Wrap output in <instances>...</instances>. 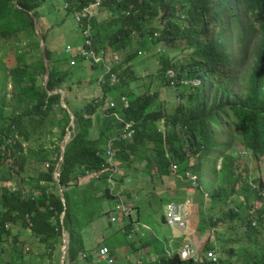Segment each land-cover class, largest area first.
I'll list each match as a JSON object with an SVG mask.
<instances>
[{"label":"trees","instance_id":"1","mask_svg":"<svg viewBox=\"0 0 264 264\" xmlns=\"http://www.w3.org/2000/svg\"><path fill=\"white\" fill-rule=\"evenodd\" d=\"M44 2L45 0H0V38L21 35L23 31L32 33L38 43L41 34L46 38L42 30L41 34L36 31L35 24L36 18L39 23L43 18L39 8ZM67 2L71 4L70 7H65ZM90 3L91 0H65L62 9L74 15L76 10ZM104 8L119 10L117 17L110 22L118 28L109 36V41L102 39L95 27L97 12ZM146 16H150L151 22L152 18L160 20L161 25L150 28L145 23ZM84 18L83 22L78 23L85 33L86 19L89 17ZM136 32L145 36L144 45L148 42L152 44V41L166 40L172 43L175 40H186L189 49L186 61L177 65L171 59L161 56L160 73L164 75L169 68L179 67V76L185 74L188 77L202 78L206 84L216 86L219 95L210 102L203 90L204 85H200L190 92V100L177 105L172 114L166 115L155 106L161 99L159 87L154 93H149V88L140 92L141 87L137 84L135 93L129 96V106L120 110L115 103L108 110L110 113L118 110L124 113L121 117L136 121L133 139L115 142L116 158L127 160L131 151H134L139 162H146L145 167L150 174L165 176L170 174L172 159L182 169L192 168L201 173V168L204 169L211 162L216 169L218 160L224 155L237 154L238 146L249 156L259 158L264 154V0H105L93 14L89 37L91 46L97 50L107 51V46H111L121 51L129 45ZM85 41L84 35V45L87 46ZM116 50L113 49L114 53ZM45 51L50 65L49 83L47 87L39 88L32 82L26 88L29 99L37 100L38 103L31 104L28 112L13 113L6 123V129L0 131V164L5 157H16L21 146L17 139L20 136L25 139L29 137L33 129L29 126L36 129L50 115L55 116L50 111H62L65 125L70 121L67 109L60 105L61 93L51 94L48 91L49 88L55 89L61 73L52 63L51 51L48 48ZM30 52L33 55L34 52ZM138 52V48L128 52L123 63L114 66L118 82L114 85L104 83V90L121 88L122 84L136 81L135 72L123 68V65L128 61L132 63ZM79 55L82 58L80 53ZM40 61L44 70L46 66L43 52H40ZM248 68L247 78L243 77L247 88L241 97H237L233 95V85ZM163 75L161 85L170 86ZM153 84L156 85V82H151L149 87ZM111 98L114 99L113 96ZM99 105L100 102L92 101L82 107L80 112H74L79 131L66 145L64 160L59 168V181L55 180L51 166L41 171L37 178V195L23 197L18 190L12 192L8 186L0 188V239L3 234L12 232L6 228L10 224H22L31 229L40 241H50L62 236L64 224L70 237L64 264H67V259L74 261L78 258L82 246L78 245L79 241L82 242L78 231L93 223L98 214L105 213L103 204L114 199L109 190L107 172V176L101 174L99 178H93L94 182H91L90 187L84 189L79 186L80 175L105 169L107 140L111 135H117L122 127L114 115L108 116L100 122L101 130L97 140L88 137L95 124L93 116ZM163 117L165 130L157 124ZM111 119L117 123L108 126ZM110 130L112 131L109 132ZM144 146L146 149L137 154ZM56 148L58 152H55V157L50 158L51 163L58 162L61 156L60 146ZM115 178L118 180L117 176ZM61 189L65 200L62 199ZM231 190L233 193L234 190ZM246 191H252L251 197L258 200L264 194V184L261 183L255 190L247 187ZM229 195L226 194L223 199L227 200ZM247 195L249 197L248 193ZM244 203H247V199ZM228 215L231 218L241 216L236 208L231 209ZM252 220L250 218L249 223L252 228H256L252 225ZM208 246V243L205 244V249H211ZM86 254L90 255L89 252ZM149 264L205 262L183 261L176 252L173 256L163 255ZM219 264L232 263L228 258L221 257Z\"/></svg>","mask_w":264,"mask_h":264},{"label":"rangeland","instance_id":"2","mask_svg":"<svg viewBox=\"0 0 264 264\" xmlns=\"http://www.w3.org/2000/svg\"><path fill=\"white\" fill-rule=\"evenodd\" d=\"M64 1L45 0L39 8L43 18L40 19V23L37 20L38 31L41 34L42 30L46 35V38H43L41 34L39 43L28 31H23L21 35L0 38V131L6 129V123L13 113L28 112L31 104L38 103L37 100H30L26 94V88L32 82L39 88L47 87L50 76L47 75L45 60L44 70L40 61V52L42 53L44 48L51 51L52 63L61 73L55 89L49 88L48 91L65 92L60 105L67 109L70 116L69 123L65 125L62 121V111L58 109L50 111V114L55 116L50 115L35 127L36 129L29 126L33 128L29 137L25 139L20 136L17 139L21 146L16 157L14 159L5 157L0 164V188L8 186L12 192L18 190L23 197L39 194L36 188L37 178L41 171L51 166L55 180H60L59 168L64 160V157L61 159L62 145L66 146L79 131L74 112H80L82 107L91 104L92 101L101 103L93 116L95 124L88 133V137L97 140L96 138L100 136V122L108 118L103 109L106 98L113 96L117 108L122 110L124 105L121 96L126 95L129 98L133 92L135 93L137 84L141 87L140 92L149 88V93H154L159 87L161 99L155 106L169 115L174 112L177 105L190 100V92L198 88L184 82L194 77L185 74L179 76L177 73L179 67H172L174 76L167 71L164 75L160 73L161 56L171 59L172 63L177 65H182L186 61L189 53L186 40H175L172 43L166 40L154 43L152 41V44L148 42L144 45L145 36L136 32L130 39L129 45L121 51L111 46L106 48L107 56L113 61V49L117 51L114 53L115 58L120 57L117 64L123 63L128 52L139 49L138 56L133 62L128 61L123 65V68L135 72L136 81L122 84L121 88L104 90L102 85L109 82L110 76H106V82L99 83L98 78L105 71L103 63L93 64L90 60L80 57L79 53L84 45V32L74 15L62 9ZM118 11V8H104L97 12L96 32H100L105 41H109V36L118 28L110 24L112 19L117 17ZM152 20L153 22L150 16H146L145 23L150 28L161 25L160 20L155 18ZM30 51L34 52L33 55ZM47 63L50 68L49 60ZM248 73L249 68L235 81L232 88L233 95L237 97L243 95L244 89L247 88L243 77L247 78ZM162 75L167 82H170V86L161 85ZM172 80H175V87L172 86ZM153 81L156 85L149 87ZM200 85H204L203 90L210 102L215 97L218 98L219 91L216 86L211 83L206 84L204 81ZM117 112L122 116L124 114L118 110ZM116 121L111 119L108 126L115 125ZM157 124L164 129L165 118H160ZM67 138H69L68 142H65ZM56 146H60L61 156L58 162L51 163L50 158L55 157V152H58ZM237 148L239 151L234 156L224 155L219 159L216 169L211 162L204 169L201 168V173L192 168L182 169L172 159L170 174L160 176L150 174L145 167L146 162H139L134 151H131L127 160L117 158L118 171L115 172V176L118 180L114 176L113 184L109 181V172L102 173L106 176L108 174L109 190L114 195V199L108 204L107 202L103 204L105 213L98 214L93 223L78 231L82 238V242L78 243L82 245H79L81 251L76 260L67 259V264H107L98 256L101 246H108L111 249L115 259L114 264H149L166 255L167 251L176 253L191 239L202 249L203 258H205L203 250H206L205 244L208 243V247L215 250L219 256L228 258L232 264H262L264 194L262 198L256 200L251 197L252 191L247 192L246 188L255 190L261 183L264 184V154L256 158L249 156L248 153L244 154L245 150L242 147ZM145 149L146 146L142 147L137 154ZM223 165L225 167H222ZM91 175L85 173L78 177L80 188L90 187L95 179ZM194 175L198 176L196 182L192 180ZM194 185L199 187L192 188ZM231 188L234 190L233 193ZM81 193L84 194L83 191ZM226 194L230 195L224 200ZM246 199L247 203H244ZM169 201L183 203L190 201L191 216L186 234L184 230L170 226L164 220L163 214ZM1 202L0 197V206ZM117 204H123L130 217L122 215L116 208ZM235 208L241 216L231 218L228 213ZM64 215L65 213L62 214V219ZM112 215H116L118 219L112 221ZM250 218L258 221L256 228L250 225ZM6 228L11 229L12 232L3 234L0 239V264H62L65 248L64 230H67L64 224L61 237L45 242L36 238L26 225L10 224ZM86 252L90 255L84 257L83 254Z\"/></svg>","mask_w":264,"mask_h":264},{"label":"built area","instance_id":"3","mask_svg":"<svg viewBox=\"0 0 264 264\" xmlns=\"http://www.w3.org/2000/svg\"><path fill=\"white\" fill-rule=\"evenodd\" d=\"M105 0H91V3L88 5L83 6L81 9H78L74 12V17L77 22H83L85 19L84 17H89L86 19L87 27L85 29L84 35L86 36L85 43L87 46L83 45V49L81 51L82 58L90 60L93 64L96 63H103L105 71L102 75H100L98 81L99 83L106 82V76H110L109 83L114 85L118 82V76L114 72V66L119 62L120 57L114 58L115 64L113 60H110L106 54V50H97L96 48L92 47V41L90 39V31H91V20L93 17L94 12L104 4ZM70 3H66L65 7H70ZM122 101L124 106H129V99L127 96L122 97ZM115 106L113 101H108L104 104L103 109L105 110L108 116L114 115L116 120L121 123L122 127L121 130L118 132L117 135L111 136L106 143L105 146V156H106V167L103 171L109 172V181L114 184V174L118 171V164L116 162L114 156V148L113 145L116 141L122 140H131L133 139L134 134L136 133V125L133 120H127L121 117L117 112L107 113V110L112 109ZM103 171L96 172L94 175L98 178ZM198 177L194 175L192 180L195 182L197 181ZM190 201L187 203L176 202V201H169L165 207V220L170 226H175L180 229L185 230L188 226V222L191 216V210L189 206ZM116 208L121 211V214L124 216H129V213L126 207L123 204H117ZM118 217L116 215L111 216L112 221H116ZM170 254V252H169ZM98 255L102 259H104L108 264H113L115 262L113 256L111 255V250L108 246H101L98 250ZM84 257H87V254H83ZM180 256L182 260H193L194 262H198L203 259L202 254L199 248L193 243L189 242L184 245L183 249L180 251ZM206 260L218 263L220 258L213 250H208L204 253Z\"/></svg>","mask_w":264,"mask_h":264},{"label":"clouds","instance_id":"4","mask_svg":"<svg viewBox=\"0 0 264 264\" xmlns=\"http://www.w3.org/2000/svg\"><path fill=\"white\" fill-rule=\"evenodd\" d=\"M114 55V53L112 54V56ZM122 57V56H121ZM110 59V58H109ZM111 60V59H110ZM167 73H172V76H174V70L172 69V68H170V69H168L167 70ZM99 79V78H98ZM184 82H186V83H191L193 86H199L202 82H203V79L202 78H193V79H187V80H185ZM107 83H109V82H107ZM171 83L173 84V85H175L176 83H175V80H172L171 81ZM123 96H126V95H122L121 96V101H122V97ZM128 97V96H127ZM129 99V98H128ZM108 101H113V99L111 98V96H110V98H106V100H105V103L106 102H108ZM114 102V101H113ZM123 102V101H122ZM104 103V104H105ZM130 104V103H129ZM123 105H124V103H123ZM104 106V105H103ZM125 107V106H124ZM111 110V109H110ZM106 113V112H105ZM107 113H110V111H108L107 110ZM111 117V116H110ZM164 128H165V125H164ZM162 130H165V129H162ZM111 136H113V135H111ZM110 136V137H111ZM132 140V139H131ZM116 160H117V158H115ZM94 173H96V172H92V173H90V174H92L91 176L92 177H94V178H97L95 175H94ZM102 174V173H101ZM101 176V175H100ZM99 176V177H100ZM197 176V175H196ZM98 177V178H99ZM198 177V176H197ZM197 181H198V179H197ZM194 187H197L196 185H194ZM183 203V202H182ZM187 203V202H186ZM167 204V203H166ZM190 206V205H189ZM164 214H165V212H164ZM163 214V218H164V220H165V215ZM133 220H132V218H131V222H132ZM166 221V220H165ZM190 222V221H189ZM189 222H188V226H189ZM167 223V222H166ZM168 224V223H167ZM258 224V221L256 220V219H253L252 220V225L255 227L256 225ZM169 225V224H168ZM188 226H187V228H188ZM175 227V226H174ZM187 228L184 230V232H185V234H186V230H187ZM183 230V229H182ZM189 242H193L196 246H197V243L193 240V239H191ZM189 242H187V243H189ZM186 243V244H187ZM198 247V246H197ZM199 248V247H198ZM183 249V247L180 249V250H178L177 251V253H179V255H180V251ZM111 250V249H110ZM199 250H200V252H201V250L202 249H200L199 248ZM208 250H213V249H206V250H203V252L205 253L206 251H208ZM213 251H215V250H213ZM169 252L170 251H167L166 252V255H168V256H173L174 254L173 253H171L170 252V254H169ZM215 253H217L216 251H215ZM111 255H112V252H111ZM217 255L219 256V254L217 253ZM89 256V255H88ZM99 256V255H98ZM101 258V257H100ZM114 258V257H113ZM180 258H181V256H180ZM219 258H220V260H221V256H219ZM104 260V259H103ZM115 260V259H114ZM220 260H219V262L218 263H216V264H219L220 263ZM183 261H193V260H183ZM205 262V264H207V263H214V262H211V261H208V260H206V258H203L202 260H200V261H198V262H195V263H201V262ZM107 263V262H106ZM115 263V262H114ZM113 263V264H114ZM108 264V263H107Z\"/></svg>","mask_w":264,"mask_h":264},{"label":"water","instance_id":"5","mask_svg":"<svg viewBox=\"0 0 264 264\" xmlns=\"http://www.w3.org/2000/svg\"><path fill=\"white\" fill-rule=\"evenodd\" d=\"M35 24H36V31L39 33V31H38L39 30V26H38L37 18L35 19ZM43 56H44V60L46 62V66H47V75L50 76V68H49L48 63H47L48 58H47V53L45 51V48L43 49ZM57 92L61 93V95H62L61 98H62V102H63L64 95H65V92L63 90H56V91H52L50 93L53 94V93H57ZM68 137H70V136L68 135ZM68 139L69 138H67V140H65V142H68ZM65 147L66 146L63 144L62 145V156H61V159H63V157H64ZM59 176H60V173H59ZM61 196H62L63 200H65L63 192H61ZM69 241H70V237H69L68 231L65 229L64 230V246H65V248H64V251H63L62 264H63L64 259L66 257L67 249H68V246H69Z\"/></svg>","mask_w":264,"mask_h":264}]
</instances>
